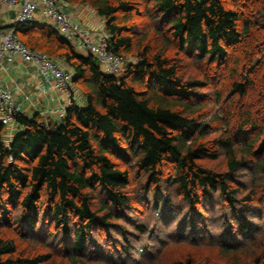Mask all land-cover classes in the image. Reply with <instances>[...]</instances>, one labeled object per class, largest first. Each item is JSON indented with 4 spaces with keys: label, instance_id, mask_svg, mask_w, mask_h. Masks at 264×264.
Masks as SVG:
<instances>
[{
    "label": "trees",
    "instance_id": "1",
    "mask_svg": "<svg viewBox=\"0 0 264 264\" xmlns=\"http://www.w3.org/2000/svg\"><path fill=\"white\" fill-rule=\"evenodd\" d=\"M65 1L90 5L105 20L108 50L124 59L135 54L138 61L123 75H110L95 55L80 56L53 26L32 22L11 27L31 50L70 69L72 87L84 105L72 99L62 121L51 126L38 114H18L19 131L9 145L4 143L8 129L0 122V223L16 226L25 238L52 226L55 231H48V238L61 236L70 253L68 264H86L89 255L109 260L117 252L118 241L113 246L109 241L112 230L124 231L117 222L132 209L125 190L133 173L146 178L143 188L155 198L159 212L175 209L170 194L159 198L170 187L191 208L216 196L232 210L251 202L250 197L238 201V190L228 179L229 173L250 164L264 172V160L253 159L264 156V141L256 148L264 136V0ZM139 16L159 22L154 29L162 36L160 49L147 42V32L137 33ZM185 56L204 68L202 78H184L180 62ZM219 72L228 81L215 95V104L223 109L210 115L203 90ZM215 123L221 124L219 135L208 140ZM248 131L258 132L257 137L247 142L237 137ZM220 152L226 155L227 173L202 163L218 159ZM166 166L173 173L165 176ZM14 210L20 211L17 217ZM239 228L249 242L253 230L242 222ZM99 231L104 245L95 239ZM222 246L232 254L245 245L231 231ZM52 259L50 252L27 255L14 238L0 234V264H46ZM177 264L193 262L188 257Z\"/></svg>",
    "mask_w": 264,
    "mask_h": 264
},
{
    "label": "rangeland",
    "instance_id": "2",
    "mask_svg": "<svg viewBox=\"0 0 264 264\" xmlns=\"http://www.w3.org/2000/svg\"><path fill=\"white\" fill-rule=\"evenodd\" d=\"M87 7L91 6L87 5ZM156 23L159 24L145 16L136 17L135 20L137 33L147 32L149 34L147 42L154 50L162 46V36L157 35L154 29ZM137 61L135 54L126 56L124 67L118 76L123 75L125 69ZM180 65L181 74L185 79L202 78L201 70L204 68L198 67L195 59L185 56L181 59ZM213 67L212 65L211 73ZM227 82L226 74L219 72L215 74L213 84L203 90L208 114H217L223 109L215 104V95L218 89L224 90L222 87L224 85L226 87ZM220 127L219 123L212 124L208 140L215 139L219 135ZM257 135L258 132L248 131L237 137L247 142L254 140ZM260 139L262 140L257 143L256 148L264 141V136ZM210 149L216 150L212 145ZM253 159L258 163L264 160V156ZM202 163L216 172H229L224 152H220L218 159H204ZM254 166L255 164H250L229 173L228 180L231 187L238 190V201L243 203V199L251 198V202L242 204L244 208L237 205V210H232L229 204L222 201L219 196L214 197L211 202L202 200L201 204L191 208L178 191L170 187L167 190L163 188L159 198L164 200L170 194V200L175 209L156 211L155 198L143 188L146 178L140 180L133 173L131 184L125 190L131 200L132 209L125 212V220L117 222L124 231L120 228L112 230L109 241V246L114 245L113 241H118L117 252L113 250L114 257L113 255V258L108 257L109 260L96 255L89 259L91 256L89 255L86 264H177L179 261L187 260L188 257L193 264H253L257 258L264 260V172L255 171ZM171 173H173L172 166H166L165 176ZM245 208H248L250 212H246ZM236 212L244 216V222L235 218ZM19 214L20 211H13L15 217ZM240 222L246 224L251 231L253 230L254 234L249 242L242 239L239 230ZM139 227H144L145 233L140 232ZM54 229L46 225L39 233L37 231L25 238L16 226L5 227L0 223V234L7 238H14L19 251L27 255L50 252L53 254V259L46 264H68L70 253L68 254L65 247L61 245V236L48 238V231L53 234ZM231 231L233 236L237 237V241L245 246L232 254H227L225 252L227 249L223 248L222 244L231 236ZM101 233L99 231L98 236L94 235L98 243L104 245L105 239H100ZM128 245L132 246L129 251L126 250Z\"/></svg>",
    "mask_w": 264,
    "mask_h": 264
},
{
    "label": "built area",
    "instance_id": "3",
    "mask_svg": "<svg viewBox=\"0 0 264 264\" xmlns=\"http://www.w3.org/2000/svg\"><path fill=\"white\" fill-rule=\"evenodd\" d=\"M20 0H0L2 8H15ZM70 3L65 0H24L21 5L15 24L32 23L37 15L52 22V26L59 36L77 48L87 49L96 56L104 73L110 75L119 74L125 64V59L116 56L108 50L110 37H104L98 43H94L87 29L81 27L73 16L65 9ZM19 58L25 63H32L45 75H51L54 79V87L64 93H69L72 87L73 74L66 70L58 61L47 53L33 51L15 34L13 28L3 29L0 26V62L3 59L12 60ZM20 114L10 88L0 82V122L7 128L13 129L16 125V117Z\"/></svg>",
    "mask_w": 264,
    "mask_h": 264
},
{
    "label": "crops",
    "instance_id": "4",
    "mask_svg": "<svg viewBox=\"0 0 264 264\" xmlns=\"http://www.w3.org/2000/svg\"><path fill=\"white\" fill-rule=\"evenodd\" d=\"M23 2L24 0H20L19 5L15 8L4 7L1 9L0 26L3 29L15 25L17 13ZM65 10L73 16L81 27L89 31L94 43H98L100 39L109 36L106 32L105 20L98 16L92 7L70 4V7ZM34 23L52 26V22L40 14L37 15ZM73 47L80 56L90 54L87 49ZM62 66L70 71L65 65ZM0 82L11 89L14 103L22 115L33 118L38 114L48 126L59 124L62 121L72 99L82 106L84 105L81 95L73 87L69 93L57 90L51 75L41 73L37 66L32 63H25L19 58L3 59L0 62ZM7 129L8 133L4 138V143L9 145L19 130L16 125L13 129Z\"/></svg>",
    "mask_w": 264,
    "mask_h": 264
}]
</instances>
